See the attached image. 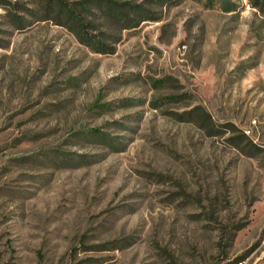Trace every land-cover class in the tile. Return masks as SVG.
Returning <instances> with one entry per match:
<instances>
[{
    "label": "rangeland",
    "instance_id": "rangeland-1",
    "mask_svg": "<svg viewBox=\"0 0 264 264\" xmlns=\"http://www.w3.org/2000/svg\"><path fill=\"white\" fill-rule=\"evenodd\" d=\"M127 3L158 19L101 11ZM239 261L264 264V11L0 0V264Z\"/></svg>",
    "mask_w": 264,
    "mask_h": 264
},
{
    "label": "trees",
    "instance_id": "trees-1",
    "mask_svg": "<svg viewBox=\"0 0 264 264\" xmlns=\"http://www.w3.org/2000/svg\"><path fill=\"white\" fill-rule=\"evenodd\" d=\"M157 4L176 5L177 0H151ZM249 5L257 11H264V0H248ZM63 7L62 4H60ZM67 9L66 26L74 30L79 41L94 52L105 54L111 53L113 48L106 43L105 34H97L90 30V24L84 17L76 14L70 5H64ZM126 9H116L113 5L107 4L101 11L107 18L121 25L122 29L136 28L141 22L155 21L158 18L150 10L139 5L126 4Z\"/></svg>",
    "mask_w": 264,
    "mask_h": 264
},
{
    "label": "bare ground",
    "instance_id": "bare-ground-1",
    "mask_svg": "<svg viewBox=\"0 0 264 264\" xmlns=\"http://www.w3.org/2000/svg\"><path fill=\"white\" fill-rule=\"evenodd\" d=\"M235 264H243V261H239V262H237V263H235Z\"/></svg>",
    "mask_w": 264,
    "mask_h": 264
}]
</instances>
